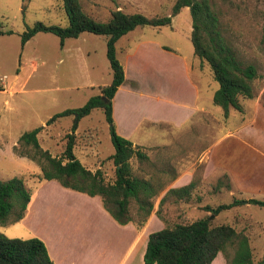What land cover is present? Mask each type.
Wrapping results in <instances>:
<instances>
[{
  "label": "rangeland",
  "instance_id": "obj_1",
  "mask_svg": "<svg viewBox=\"0 0 264 264\" xmlns=\"http://www.w3.org/2000/svg\"><path fill=\"white\" fill-rule=\"evenodd\" d=\"M79 1L85 12L100 20H105L109 11L114 8L125 12L139 11L146 15L170 17L169 24L158 27L137 25L115 43V54L124 71V80L114 93L112 103L114 124L121 132L119 134H126L125 137L135 140L148 133H160V137L154 138V141L159 142L166 140L163 134L168 133L174 136V140L166 145L169 152L186 151L189 155L198 152L204 142L194 136L201 128L198 124H192L194 117L181 120L177 126L166 128L160 124V129L153 127L150 122L161 112L167 116L175 113V104L171 100L177 98L172 93V87H177L178 82L184 84L182 59L193 58L198 62L200 70L198 81L202 96L199 102L212 107L219 122L231 131L234 125L239 126L236 144L243 143L247 150H251L250 145L256 146L264 152V0H212V8L217 13L224 39L242 61L251 62L256 67V76L251 81L254 96L239 98L242 110L237 111L230 107L226 117L221 116L220 107L213 104L208 96L218 86L217 80L212 77L208 64L192 53L189 39L190 13L187 6L172 13L174 0ZM36 20L47 24H66L61 0H0V28L10 30L0 34V129H4L13 140L21 131L42 125L36 133L39 145L57 156L62 151L64 133L69 128L71 116H59L49 123H45V120L65 107L81 105L88 96L99 91L97 85L110 81L111 73L105 55V38L102 35L81 31L76 36L65 37L62 45H59L57 35L38 31L20 45L19 33L24 25ZM125 43L130 47L128 51L121 49ZM157 76H160V84H164L165 94L155 84L146 83L147 78L156 81ZM131 79L136 81L134 88H129L133 84ZM157 95L160 99L156 98ZM164 97L165 100L161 101ZM217 124L212 122L214 128ZM74 132V155L85 167L90 170L99 168L105 179H111L113 164L106 156L113 151V146L102 109L94 107L82 116ZM213 135L215 136L214 129ZM4 141L9 143L10 140L5 137ZM189 144L194 146L190 147ZM246 149L244 153L249 152ZM1 152L0 178L5 179L12 175L22 177L34 199L32 215L26 220L29 225L24 222L3 226L6 233L14 235L9 237H29L28 226L45 234L51 224L61 225L64 220L70 219L68 216L72 212H84L88 215L93 213V204H78L69 197L70 191L81 194L78 197L87 194L64 187L55 179L41 178L35 161L14 155L9 147L4 146ZM150 154V159L138 160L132 156L131 168L134 174L149 178L160 186V148L150 149ZM170 158L171 155L168 159ZM181 160L185 161L184 155L180 162ZM248 160L249 163L252 161ZM253 163L256 168L255 176L260 181L264 169L257 174V167L264 168V155L260 160L254 157ZM203 165L204 163L197 162L196 170ZM222 182L229 181L224 177ZM229 187L232 188V185ZM234 190L232 188L234 193L229 195L224 191L222 199L228 202L233 197L237 198L238 194ZM196 193L201 197L205 196L206 189H197ZM76 194L71 196H77ZM157 195H160V190ZM255 197L264 198V194H255ZM162 208L171 217L164 220L163 225L192 219L197 213L196 210H190V205L186 206L189 210L179 217L173 213L176 205L165 204ZM158 210L160 211V206ZM211 215L207 214L212 223L231 222L236 229L247 223L248 233H251L249 243L253 258H261L264 247V206L239 202L222 210L217 217ZM243 218L249 222L243 221ZM66 224L70 225L71 222ZM221 258V253H218L212 264H217Z\"/></svg>",
  "mask_w": 264,
  "mask_h": 264
},
{
  "label": "trees",
  "instance_id": "obj_2",
  "mask_svg": "<svg viewBox=\"0 0 264 264\" xmlns=\"http://www.w3.org/2000/svg\"><path fill=\"white\" fill-rule=\"evenodd\" d=\"M66 16V24H47L36 20L25 24L19 33L20 45L38 31L51 32L58 36L59 45L68 36H76L81 31L102 35L105 38V55L110 68V81L99 86V93L92 94L78 106L65 107L54 112L45 123L59 116L70 115L71 122L64 133V145L59 155L51 154L39 145L36 133L42 125L23 130L12 145V151L35 161L40 169V177L55 179L60 185L98 195L104 209L118 222L132 221L139 227L152 208L160 187L149 178L133 173L130 158L138 160L145 153L127 137L115 130L112 118L111 98L124 80V71L115 54L116 39L137 25L161 26L169 24V15H146L139 11L125 12L120 8L109 11L105 20H100L85 12L79 0H61ZM187 6L190 13L189 39L193 54L205 61L218 86L213 90L211 101L220 107L221 116L228 115L230 107L241 111L239 98H252L254 89L251 81L256 76V67L251 62L242 61L224 39L212 0H174L171 12ZM23 6L21 10H23ZM264 16V10H263ZM10 30H3L1 33ZM264 34V23L262 25ZM166 48V46H164ZM106 98V99H105ZM94 107H100L107 123L109 139L113 151L106 157L113 164L111 179H105L99 168L90 170L74 155L73 145L78 120ZM192 180L179 186L168 188L166 192L177 196H188ZM30 199V192L22 177L12 175L0 178V224L19 220ZM247 202L264 205V199L247 198ZM241 202L233 197L228 202L201 207L215 214ZM133 204V206H132ZM160 198L156 214H159ZM133 207V209H131ZM207 213V214H208ZM205 214L201 217L173 221L147 233L142 259L145 264H209L217 252L225 259V264L264 263V247L260 259L255 260L249 243L247 223L236 229L231 222L212 223ZM243 221L249 222L243 218ZM0 264H54L43 241L34 235L26 238L9 237L0 232Z\"/></svg>",
  "mask_w": 264,
  "mask_h": 264
},
{
  "label": "crops",
  "instance_id": "obj_3",
  "mask_svg": "<svg viewBox=\"0 0 264 264\" xmlns=\"http://www.w3.org/2000/svg\"><path fill=\"white\" fill-rule=\"evenodd\" d=\"M133 29L134 28L120 35L115 43ZM125 44L121 49L128 51L130 47ZM158 45L160 47V44ZM182 65L184 84L182 83L183 85H181L180 82H178L177 87H172V93L177 98L171 100L172 103L175 104V113H171L167 116L165 113L161 112L155 117V119L151 118L153 121L150 122L153 123V127L160 129V124L164 125L166 128L177 126L181 120L194 117V120L191 121L192 124L194 123V125L198 124L201 126V128L195 132L194 136L197 139L202 140L204 144L199 147L200 149L194 155H189L188 152L185 153L186 151L184 153L179 150H177V153L168 151L169 148L166 145H169V143L174 140V136L169 135L168 133L163 134L167 139L159 142L154 141V138L160 137V133L158 135L148 133L146 136L139 137L135 140L128 137L133 145L139 147L145 153V158L150 159V149L157 150L160 148V186L158 185V187H160V195H157L154 199L152 208L146 215L143 223L139 227H136L132 221L118 223L104 209L100 197L95 198V195L88 194L78 197V195L81 194H76L75 192L70 191L71 194L77 195L71 196L70 194L69 197H71V201L76 200L78 204L81 202L82 204L87 202L93 204L91 205L93 213L88 215L84 212L81 214L72 212L68 216L70 219L64 220L61 225L55 226L51 224L45 234L40 233L32 226L27 227L30 236H37L43 241L47 253L54 264H145L142 255L147 233L151 230L162 227V222L164 220L171 219L170 216L165 214V209L162 208L165 204L176 205V209L173 211L176 217H179L184 212L188 211L189 209H187L186 206L190 205L191 211H197L193 217L196 218L208 213V211L201 207L203 204L214 206L226 202L222 199L223 192L225 191L227 195L232 194L234 193L232 188L235 189V193L238 194L237 198L243 199L240 203L244 204L252 203L247 202V198H257L255 197V194H264V174L260 181H258L255 176L256 168H254L253 163V158L256 157L260 160L261 156L264 155V152L256 146L250 145L251 150L248 149L249 152L244 153L246 149V147L244 148V144L235 143V140L239 138L238 134H236L239 133V126L236 127V125H234L231 131L223 123L219 122L212 107L205 106L199 102L202 94L200 92V84L198 81L200 77L198 62L193 58H183ZM173 73H175V71H173ZM177 73L180 74L179 72ZM131 80L133 81V84L129 85V88H134L136 86V81L133 79ZM148 82L160 87L162 94H165L164 84H160V76H157L156 81L147 78L146 83ZM119 88L120 86L118 85L116 90ZM212 92L213 91L208 95L210 99ZM96 93H99V91L97 90ZM139 95L142 96L143 94ZM113 97L114 94L111 98L112 118L114 112L112 104ZM156 98L160 99V96L157 95ZM164 100L165 97L164 99H161V101ZM214 121L215 123H218L216 128L212 126V122ZM213 129L215 130V136L213 135ZM115 130L121 133L117 130L116 126ZM242 130L240 132H242ZM125 136L127 135L125 134L124 137ZM5 137L10 140L9 143L4 141ZM15 138L12 140L11 137L6 134L4 129H0V153H2V148L6 146L11 149V152L14 155L29 159L25 156L17 155L12 151V145L16 143V140L14 141ZM193 146L190 145V147ZM170 155L171 158L168 159ZM182 155H184L185 161L181 160L180 162ZM246 157L252 159V161L249 163V160L246 159ZM199 161L204 163V165L201 169L196 170V163ZM263 169L264 168L262 167L261 169L257 167V174ZM38 171L40 172V169ZM140 171L142 172L143 170L140 169ZM192 177L194 180H192ZM224 177L228 179L230 183L222 182V178ZM190 180H192V184L194 183V185L190 188L188 196H177L173 193L166 192L168 188L182 186ZM227 183L232 185V188L229 187ZM197 189H206L205 196H199L196 193ZM159 198L160 211L159 214H156L155 210ZM33 201V195L30 193V199L26 205L23 216L17 221L0 224V227H2L0 231L7 236H14L12 233H6L4 231L5 227L3 226L26 222L28 217L32 215ZM222 210L224 209H221L215 214L211 213V217H217ZM67 222H71V224L67 225ZM25 224L28 223L26 222ZM11 227L14 228V226H10V228ZM10 228L8 227L9 230ZM249 236H251V233H249ZM218 253L220 252H217L216 255ZM216 255L212 258L209 264H212L214 260L217 259H215ZM217 264H225L223 256Z\"/></svg>",
  "mask_w": 264,
  "mask_h": 264
},
{
  "label": "water",
  "instance_id": "obj_4",
  "mask_svg": "<svg viewBox=\"0 0 264 264\" xmlns=\"http://www.w3.org/2000/svg\"><path fill=\"white\" fill-rule=\"evenodd\" d=\"M106 99V98H105Z\"/></svg>",
  "mask_w": 264,
  "mask_h": 264
}]
</instances>
